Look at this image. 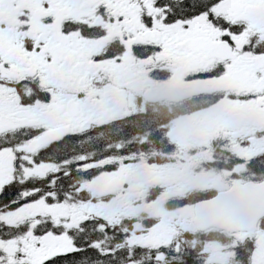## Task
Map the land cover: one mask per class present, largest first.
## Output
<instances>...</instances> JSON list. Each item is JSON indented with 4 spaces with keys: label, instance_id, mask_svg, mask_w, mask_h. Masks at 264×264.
I'll use <instances>...</instances> for the list:
<instances>
[{
    "label": "snow or ice",
    "instance_id": "obj_1",
    "mask_svg": "<svg viewBox=\"0 0 264 264\" xmlns=\"http://www.w3.org/2000/svg\"><path fill=\"white\" fill-rule=\"evenodd\" d=\"M253 21L264 24V0H0V264H264V224L209 250L147 232L133 239L90 211L81 177L108 165L85 153L88 130L56 89L39 86L131 55L162 66L154 71L221 80V99L264 109V37ZM244 76L251 87L237 90Z\"/></svg>",
    "mask_w": 264,
    "mask_h": 264
},
{
    "label": "flooded vegetation",
    "instance_id": "obj_2",
    "mask_svg": "<svg viewBox=\"0 0 264 264\" xmlns=\"http://www.w3.org/2000/svg\"><path fill=\"white\" fill-rule=\"evenodd\" d=\"M251 27L264 37V24L253 21ZM159 67L129 55L122 65L102 61L83 75L68 73L59 81L41 77L39 86L51 84L56 100L69 107L85 129L103 127L107 154L100 163L108 168L101 171V206L110 204L129 213L117 219H130L135 226L140 214L145 220H158L151 231L168 228L171 241L178 230L173 224L176 211L192 209L193 220L196 203L235 183L264 181V109L256 102L221 99L219 89L226 86L221 80L205 88L208 80L185 79L188 68L164 65L170 71L153 70ZM156 85L163 88L156 92ZM235 87L250 88L247 76ZM26 91L33 89L26 86ZM61 129L64 125L58 124L51 131ZM262 224L264 218L256 232Z\"/></svg>",
    "mask_w": 264,
    "mask_h": 264
},
{
    "label": "water",
    "instance_id": "obj_3",
    "mask_svg": "<svg viewBox=\"0 0 264 264\" xmlns=\"http://www.w3.org/2000/svg\"><path fill=\"white\" fill-rule=\"evenodd\" d=\"M98 195H103L100 189ZM263 218L264 181L235 183L229 189L218 192L215 197L196 203L192 221L198 232L217 229L231 234L251 235L257 231L258 223Z\"/></svg>",
    "mask_w": 264,
    "mask_h": 264
},
{
    "label": "trees",
    "instance_id": "obj_4",
    "mask_svg": "<svg viewBox=\"0 0 264 264\" xmlns=\"http://www.w3.org/2000/svg\"><path fill=\"white\" fill-rule=\"evenodd\" d=\"M88 131L85 133L87 137H89L87 144L84 146L85 153H91L97 157L103 156L106 157L107 150L105 146L104 141V129L103 127H90L87 129ZM114 144V142L109 143V147H111ZM103 158V159H104ZM101 162V161H100ZM96 177V176H95ZM94 177V178H95ZM93 178V179H94ZM83 183L82 187L85 188V185L89 183L91 180L84 179L81 177ZM89 193V191H87ZM100 202L99 197H95L93 194L89 193L88 203L91 204H97ZM166 210H172V209H166ZM146 216L144 214L139 215L138 219V225L135 226L132 220L123 218L122 220L117 219L116 221H109L113 224H119L122 226V230L129 231L130 235L133 239H137L136 236L137 233L140 234L139 239H146L147 236H145V232L149 234L151 231V228L156 226L157 221L152 220H145ZM179 239L181 243L187 244L189 246L196 245L197 247L203 246L204 248L208 249L212 244L219 243L220 245H225L228 243V237L222 233H218L215 231V229H210L204 232H198V231H182L178 229L173 235L171 240Z\"/></svg>",
    "mask_w": 264,
    "mask_h": 264
},
{
    "label": "rangeland",
    "instance_id": "obj_5",
    "mask_svg": "<svg viewBox=\"0 0 264 264\" xmlns=\"http://www.w3.org/2000/svg\"><path fill=\"white\" fill-rule=\"evenodd\" d=\"M214 85H215V79L208 80L203 83V86L205 88H213ZM162 88H163L162 85H156V92H159ZM104 180H105V175L100 172L98 176H96L93 180H91L89 183L85 185V189L89 191V193L93 194L95 197H99L98 196V190L100 186L99 184L102 183ZM87 207L90 211L95 212L97 215H102L111 222L116 221L117 218L120 217L121 215L125 216L129 214L125 211L116 210L110 204L101 206L100 202L97 204L88 203ZM141 211H142L141 208L136 209V212H141ZM154 211H155L154 207L150 206L149 213H153ZM174 215L175 217L173 218V224L178 229L182 231H192L194 229V225L192 223V209H188V208L180 209L176 211ZM148 235L158 241L159 240L170 241L169 238L167 237L170 235V231L168 230V228H161L160 230H156L154 232L150 231ZM220 247H222L220 244L215 243L212 244L210 247H208V249L209 250L219 249Z\"/></svg>",
    "mask_w": 264,
    "mask_h": 264
}]
</instances>
